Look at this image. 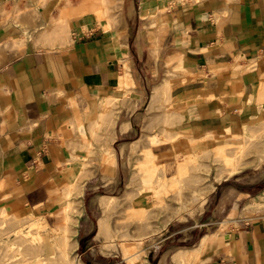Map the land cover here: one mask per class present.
<instances>
[{
	"label": "crops",
	"instance_id": "0c3cea01",
	"mask_svg": "<svg viewBox=\"0 0 264 264\" xmlns=\"http://www.w3.org/2000/svg\"><path fill=\"white\" fill-rule=\"evenodd\" d=\"M120 2L116 22L83 31L64 0H0V210L62 227L63 209L83 203L73 252L84 264L128 257L115 260L98 238L97 190L125 178L123 157L146 131L148 91L169 81L180 112L172 131L188 142L241 136L264 120V0ZM123 71L136 90L120 87ZM155 147L162 159L173 151L170 142ZM250 184L217 183L203 211L207 229L192 246L163 248L175 234L190 238L199 222L147 236V264H264V214L248 206Z\"/></svg>",
	"mask_w": 264,
	"mask_h": 264
},
{
	"label": "rangeland",
	"instance_id": "374dc122",
	"mask_svg": "<svg viewBox=\"0 0 264 264\" xmlns=\"http://www.w3.org/2000/svg\"><path fill=\"white\" fill-rule=\"evenodd\" d=\"M120 3V0H76L73 4L71 0H64L65 5H75V17L85 22L83 31L98 26L108 27L114 21L116 22L120 16ZM166 82L167 84H164ZM166 82L160 86L156 85L158 90L155 86L151 96L149 91L147 93L144 106L147 107L144 125L146 131L133 136L129 150L123 157L125 178L122 175L121 181L113 189L101 188L97 190L100 200L98 222L104 218L108 224V229L104 231L108 235H103L99 226L98 238L104 241L107 252L109 250V252L118 255L115 260H122L124 255H128L127 258H124V264H126L125 260L127 264H132L134 259L135 264H147L149 260L146 248L147 236L158 232L159 237L164 235L167 230L175 231L180 228L193 227L196 222H199V226L193 228L194 231L190 238L183 239L175 234L171 238L172 241L168 245H164L163 248L167 251L171 247L188 248L192 246L207 229L201 225L204 222L203 219L209 216L206 217L207 212L203 213L208 196L202 210L199 204H201L202 194L211 184L216 187L218 182L240 184L241 186L251 183L254 186L250 191L253 198L249 200L248 206L252 208L254 214H264V201L260 196H257L264 191V170L262 175L255 171L262 170L264 167V120L247 126L248 128H245L241 136H234L228 132L220 139H216V137L214 139L211 136L199 141L190 140L186 143L189 150L188 157L175 154L174 148L167 159L165 157L162 159L158 155L157 162L163 161L161 163L163 166L158 167L157 162L156 165L153 163L155 181L147 184L144 177L147 168L151 167V164H148L146 160L149 148L156 152L158 150V147H155L158 144L156 140L160 138L162 141L159 143L168 142L170 134L174 135L175 139L181 138L175 131H172L177 127L174 125V121H177L180 112L177 114V109L173 107L169 81L166 80ZM130 90H136L135 84L130 85ZM155 91L158 92L154 98ZM114 101L118 102V98ZM131 102L134 106L133 96ZM102 103L105 106L107 102L103 100ZM144 107L141 111H144ZM154 140L155 143H153ZM169 142L173 147V142ZM169 146L168 144L163 147ZM222 146H225L222 151L224 153L219 149ZM101 149L106 150L104 142H100L99 151L102 153ZM180 151L184 150L180 149ZM226 152L231 158H220L223 156L221 153L226 156ZM99 160L100 164H111L108 157H99ZM230 160L234 163L238 161V164L235 163L237 166L233 162L231 165ZM228 163L232 167L234 166V170ZM86 164L90 165L89 162ZM113 164L116 170V162L114 161ZM180 166L183 173L181 172V176L174 179L175 173L179 171L177 168ZM228 169L231 171L229 172ZM218 177L221 180H218ZM178 180L179 183H177ZM219 193V190L215 192V198L209 203L211 207ZM102 196L115 198H109L111 201L106 200L110 204L108 210H105L101 203ZM91 197L92 194L85 196V204L90 202ZM83 209V203L81 206L68 204L62 212L65 213L66 220L68 216H71L72 220L69 219L71 222L67 220L68 224L65 222L66 225L64 224L62 227H54L46 216L48 227L44 225L42 216H19L7 213L6 209H1L0 264H79L76 262L78 257L73 252V243L80 226L79 214ZM176 213H178V217L175 216ZM76 221H79V224ZM69 225L70 227H68ZM66 226L69 229L68 232L64 231ZM229 226L230 224H224L219 232L226 231ZM107 230H109L108 233ZM66 237L68 238L66 239ZM81 263L83 262L81 261ZM185 263L188 261L182 262V264Z\"/></svg>",
	"mask_w": 264,
	"mask_h": 264
},
{
	"label": "bare ground",
	"instance_id": "6f19581e",
	"mask_svg": "<svg viewBox=\"0 0 264 264\" xmlns=\"http://www.w3.org/2000/svg\"><path fill=\"white\" fill-rule=\"evenodd\" d=\"M125 66V65H124ZM124 69V68H123ZM124 74V75H123ZM123 76L122 77H120L121 78V82H122V84L120 85V87H123V86H127L129 83H130V81L132 80L131 79V77L129 76V74H128V72H125L124 73V71H123ZM166 82V81H165ZM164 84H167V82L166 83H164ZM160 86V85H159ZM157 87L158 86H156V89H157ZM164 88V87H163ZM158 90V89H157ZM158 92V91H157ZM156 91H155V96H154V94H153V97L155 98L156 96H157V93ZM247 125V124H246ZM246 125H245V127H246ZM248 128V127H247ZM245 129V128H244ZM248 130V129H247ZM112 135V134H111ZM168 139H169V141H172L173 142V148H174V150H175V154H177V155H181V156H187L188 157V147H187V139H184L183 137H181V138H179V139H175L174 138V135H169L168 136ZM167 139V140H168ZM107 141V140H106ZM156 141H158V143L159 142H161L162 140L160 139V138H158V140H156ZM166 141V140H165ZM168 141V142H169ZM153 143H155V140H154V142ZM135 144V143H134ZM240 147V146H239ZM238 147V148H239ZM242 147V146H241ZM223 148H225V146H222V147H219V149L221 150V152L222 151H224V149ZM180 149H183L184 151H180ZM240 149V148H239ZM228 150V149H227ZM226 150V151H227ZM229 150H230V148H229ZM124 151V150H123ZM231 151V150H230ZM240 151H242V150H240ZM217 153V152H216ZM222 153H224V152H222ZM221 153V155H223V156H221L220 158H222V157H230L231 158V156L227 153V154H225L226 156H224V154H222ZM231 153V152H230ZM263 153V152H262ZM114 154V153H113ZM187 154V155H186ZM220 154V153H219ZM238 154V153H237ZM125 156V155H124ZM218 156V155H217ZM220 156V155H219ZM234 156H235V154H234ZM263 156V155H262ZM146 157H147V163L149 164H151V167H149V168H147V173L145 174V177H144V179L148 182L147 184H149L151 181H153L154 180V178H155V176H154V174H153V171H154V167H153V163L156 165V162H157V155H156V153L152 150V148H149V151H148V153L146 154ZM233 158V157H232ZM241 158V157H240ZM243 158V157H242ZM113 159V158H112ZM124 159V158H123ZM234 159H236V158H234ZM233 160V159H232ZM111 161V160H110ZM224 161V160H223ZM231 161V160H230ZM240 162H241V160H239ZM113 162H114V160H113ZM128 162V161H127ZM163 162V161H162ZM162 162H157V164H158V167L160 166V165H162L161 163ZM225 162V161H224ZM232 162L233 161H231V165H232ZM238 162V161H237ZM237 162H235L236 164H238ZM240 162H239V164H240ZM234 163V162H233ZM234 163V164H235ZM227 164V163H226ZM229 165H230V163H228ZM235 164V166H237ZM242 164V163H241ZM219 165V164H218ZM230 165V168H233L232 166ZM163 166V165H162ZM162 168V167H161ZM223 168V167H222ZM228 168V167H227ZM179 169V171H178V173L176 172L175 173V176L173 177L174 179H177V178H179L181 175H180V173L182 172V169H181V166L179 167V168H177V170ZM236 169V168H235ZM221 170V169H220ZM233 170H234V168H233ZM218 171V170H217ZM228 171L230 172L231 171V169L229 170L228 169ZM226 172H227V170H226ZM228 172V173H229ZM183 173V172H182ZM227 173V174H228ZM180 175V176H179ZM179 176V177H178ZM131 179V178H130ZM133 180V179H132ZM144 180V181H145ZM180 180V179H179ZM179 180H178V182L177 183H179ZM218 180H221V178L220 177H218ZM76 181V180H75ZM155 181V180H154ZM153 181V182H154ZM168 181H171V180H168ZM174 181V180H173ZM172 181V182H173ZM176 182V181H175ZM79 183V182H78ZM77 183V184H78ZM83 183V182H82ZM174 183V182H173ZM80 184V183H79ZM128 184V183H127ZM75 184L73 183V186H74ZM81 185V184H80ZM164 185H165V183H164ZM172 185V184H171ZM79 186V185H78ZM78 186H76V188H78ZM148 186V185H147ZM151 186H152V184H151ZM151 186H149V187H151ZM154 186V185H153ZM180 186V185H179ZM214 187H215V185L214 184H211V186L202 194V196H201V198H202V200H200V202H201V204H199V205H201L200 207H201V210L203 209V204H204V202H205V200H206V198H207V196H208V194L214 189ZM75 188V187H74ZM151 189H153V188H151ZM78 190V193L81 191V190H79V189H77ZM258 196H260V198L264 201V191L262 192V193H260ZM179 197V196H178ZM102 201H101V203H102V205H103V207L105 208V210H108L109 209V206H110V204L107 202V201H111L110 199H112L113 198V196H102ZM110 198V199H109ZM109 199V200H108ZM113 199H115V198H113ZM107 200V201H106ZM180 200V199H179ZM257 201V200H256ZM111 203V202H110ZM163 208V207H162ZM68 214V213H67ZM68 215H70V214H68ZM67 215V216H68ZM178 215V213H176V215L175 216H177ZM174 217V216H173ZM178 217V216H177ZM72 217L71 216H68L67 217V220H72L71 219ZM42 219H43V223H44V225L45 226H47L48 227V223L46 222V219H45V216H42ZM74 219V218H73ZM67 220H66V223H67ZM69 220V221H70ZM71 222V221H70ZM75 222V221H74ZM77 222V221H76ZM42 223V224H43ZM78 223V222H77ZM68 224V223H67ZM66 225V224H65ZM221 225H222V223H221ZM99 226H100V232L101 233H103V235L105 234V236L106 235H108V234H106V233H104V231H106V229H108L107 228V226H108V224H107V222H106V220L104 219V218H102L101 220H100V222H99ZM68 227H70V225L68 226ZM110 227V226H109ZM67 228V226L65 227V229H64V231L66 232V230H67V232H68V228ZM221 229V228H220ZM219 230V229H218ZM108 231L109 230H107V233H108ZM67 234V233H66ZM66 236V235H65ZM69 237V236H68ZM68 237H66V239L68 238ZM106 238V237H105ZM206 239H207V236H204L203 237V239H202V245H204V243H205V241H206ZM123 244V243H122ZM202 247V246H201ZM189 254V251H188V249H181L178 253H177V255H175V257H176V259H179V261H181L182 259H184V257L186 256V255H188ZM128 256V255H127ZM131 261V260H130ZM76 262L77 263H79L80 264V259L79 258H77L76 259ZM132 264H135V259H134V261H132L131 262ZM81 264H83V263H81Z\"/></svg>",
	"mask_w": 264,
	"mask_h": 264
}]
</instances>
